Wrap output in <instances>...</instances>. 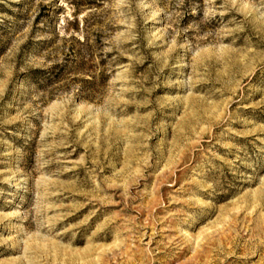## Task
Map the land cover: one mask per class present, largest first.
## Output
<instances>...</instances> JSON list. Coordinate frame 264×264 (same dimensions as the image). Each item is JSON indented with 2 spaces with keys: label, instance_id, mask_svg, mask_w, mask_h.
I'll return each instance as SVG.
<instances>
[{
  "label": "rangeland",
  "instance_id": "1",
  "mask_svg": "<svg viewBox=\"0 0 264 264\" xmlns=\"http://www.w3.org/2000/svg\"><path fill=\"white\" fill-rule=\"evenodd\" d=\"M0 264H264V0H0Z\"/></svg>",
  "mask_w": 264,
  "mask_h": 264
}]
</instances>
